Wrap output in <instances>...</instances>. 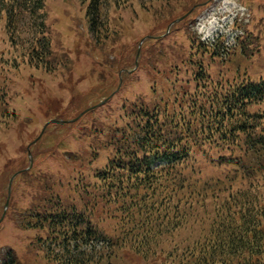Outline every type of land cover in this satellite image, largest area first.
I'll return each mask as SVG.
<instances>
[{
    "label": "trees",
    "instance_id": "1",
    "mask_svg": "<svg viewBox=\"0 0 264 264\" xmlns=\"http://www.w3.org/2000/svg\"><path fill=\"white\" fill-rule=\"evenodd\" d=\"M80 1L98 41L105 9L131 0ZM46 17V0H0V75L9 52L37 69L69 66ZM253 39L249 31L232 46L195 37L168 89L155 79L149 96L125 101L110 127L95 128L102 140L90 147L97 159L106 155L104 165L74 155V197L41 193L20 217L23 229L46 231L37 241L46 258L110 264L129 247L146 260L161 253L166 264H264V77L239 66L228 76L235 58L253 54L246 48ZM219 166L226 168L216 175ZM96 219L113 220V232ZM14 258L10 250L3 264H17Z\"/></svg>",
    "mask_w": 264,
    "mask_h": 264
},
{
    "label": "rangeland",
    "instance_id": "2",
    "mask_svg": "<svg viewBox=\"0 0 264 264\" xmlns=\"http://www.w3.org/2000/svg\"><path fill=\"white\" fill-rule=\"evenodd\" d=\"M86 7L80 0H46L51 38L57 54L70 59L68 67L37 69L21 57L14 60L19 52H9L12 59L0 75V264L10 250L17 264H56L37 242L46 231L23 229L20 217L39 202L41 193L60 191L74 197L71 158L79 155L85 163L102 167L106 155L97 159L90 147L102 140L95 128L110 127L125 101L149 96L155 79L168 89L174 65L190 57L195 37L207 38L224 28L229 34L251 32V49L246 48L253 54L235 58L228 76L232 79L239 66L241 72L264 77V0H131L126 6L109 5L107 30L98 41L89 33ZM4 28L2 22L0 39ZM228 39L233 42L231 35ZM225 168L216 167V175ZM59 182L70 185L61 189ZM96 223L113 232V220ZM160 254L146 260L125 247L110 264H166Z\"/></svg>",
    "mask_w": 264,
    "mask_h": 264
}]
</instances>
